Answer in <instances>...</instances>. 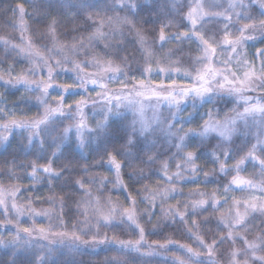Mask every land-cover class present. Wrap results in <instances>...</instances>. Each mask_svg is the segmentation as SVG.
Instances as JSON below:
<instances>
[{"label":"snow or ice","instance_id":"1","mask_svg":"<svg viewBox=\"0 0 264 264\" xmlns=\"http://www.w3.org/2000/svg\"><path fill=\"white\" fill-rule=\"evenodd\" d=\"M0 87V264H264V0H12Z\"/></svg>","mask_w":264,"mask_h":264},{"label":"trees","instance_id":"2","mask_svg":"<svg viewBox=\"0 0 264 264\" xmlns=\"http://www.w3.org/2000/svg\"><path fill=\"white\" fill-rule=\"evenodd\" d=\"M12 0H0V4L2 5H7L8 3H11ZM10 15V14H9ZM257 46H260V45H257ZM254 50V49H253ZM3 89V87H2ZM18 93L16 95H8L9 97V103L16 100L18 98ZM15 147V145H13ZM4 152V149L3 148H0V153H3ZM203 163V162H201ZM210 167V166H209ZM185 191H187V188H185ZM41 194H46V191L45 192H42ZM123 197L121 196V199ZM158 237H150V239H156ZM98 251V255H92V256H84L83 259L88 262V261H91V264H100V262L103 260L104 256L109 254V253H106L104 251H100V250H97ZM0 258H5L6 257L4 256V252L3 250H0ZM130 264H132V262H130Z\"/></svg>","mask_w":264,"mask_h":264},{"label":"rangeland","instance_id":"3","mask_svg":"<svg viewBox=\"0 0 264 264\" xmlns=\"http://www.w3.org/2000/svg\"><path fill=\"white\" fill-rule=\"evenodd\" d=\"M250 51H254L253 49H250ZM4 89H2V87H0V91H3ZM9 99V97H8ZM9 101V100H8ZM11 103V102H10Z\"/></svg>","mask_w":264,"mask_h":264}]
</instances>
